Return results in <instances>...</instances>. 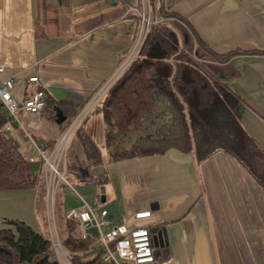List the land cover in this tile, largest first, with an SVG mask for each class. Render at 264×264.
I'll use <instances>...</instances> for the list:
<instances>
[{
    "label": "crops",
    "instance_id": "obj_1",
    "mask_svg": "<svg viewBox=\"0 0 264 264\" xmlns=\"http://www.w3.org/2000/svg\"><path fill=\"white\" fill-rule=\"evenodd\" d=\"M157 3L179 16L166 21L189 57L241 100L233 114L264 155V0H0V78L15 80L17 98L29 94L25 78L34 74L50 100L86 101L129 66L124 67L141 25L136 11L149 7V16L156 15ZM144 68L131 73L106 104L102 99L94 106H102L101 127L107 141L106 126L112 127L113 144L105 150L97 145L90 119L95 117H84L103 156L99 173L106 177L108 193L100 202L107 206L96 207L108 211L111 227L142 225L152 234L163 229L149 264H264V187L233 157L217 152L198 164L192 153L169 149L151 157L114 158L146 134L164 108L154 100L152 69ZM19 115L21 121L28 117ZM40 118L42 126L30 134L51 148L66 128L44 110ZM10 136L19 150L30 142L19 128ZM123 136L127 146L117 147L115 140ZM76 138L70 142H77L83 160ZM140 211L150 212L135 220ZM65 257L59 255L61 264L69 263Z\"/></svg>",
    "mask_w": 264,
    "mask_h": 264
},
{
    "label": "trees",
    "instance_id": "obj_2",
    "mask_svg": "<svg viewBox=\"0 0 264 264\" xmlns=\"http://www.w3.org/2000/svg\"><path fill=\"white\" fill-rule=\"evenodd\" d=\"M154 11L156 15L149 16L151 24L137 56L107 89L101 102L106 104L131 73L154 65L151 72L154 100L162 102L164 108L155 114L156 123L153 121L149 131L138 136L123 155L114 158L151 157L175 149L179 153H192L195 161L201 164L212 154L220 152L233 157L256 183L264 187L262 150L233 114L241 100L226 84L203 72L189 57L180 44L177 31L166 21L168 16H179L165 12L163 6ZM227 58L229 55L222 57L223 60ZM45 101L46 117L54 120L55 106L62 110L66 120L61 123L64 129L69 118L86 102H54L47 94ZM7 118V113L0 108V190L35 188L38 183L36 175L40 176V173L32 169L14 139L4 135ZM85 121L74 131L86 165L80 166L79 159H74L72 166L81 180L87 177L90 166L103 162L100 148L85 130ZM82 169L86 172L81 174ZM98 176V183L104 184L105 175L99 173ZM6 221L8 226L0 227V264H61L58 258L61 253L52 247L50 234L44 226L40 230L18 218H6ZM64 223L60 246L68 264H110L95 237L82 239L76 230L77 222L65 219Z\"/></svg>",
    "mask_w": 264,
    "mask_h": 264
},
{
    "label": "built area",
    "instance_id": "obj_3",
    "mask_svg": "<svg viewBox=\"0 0 264 264\" xmlns=\"http://www.w3.org/2000/svg\"><path fill=\"white\" fill-rule=\"evenodd\" d=\"M159 4L157 3V8ZM135 10V9H134ZM138 18L141 20L140 29H138V36L127 63L124 67L131 63V60L137 56L140 44L143 42L146 30L151 24L149 18V7H144L141 11H136ZM3 67H0V72H3ZM118 71L114 73L113 77L103 83L100 87L94 90L93 95L85 102L84 106L72 116L69 120L66 130L57 144L51 148H45L42 143L37 144L30 131L38 130L42 126L41 115L45 109V95L44 86L41 84L37 75L34 74L26 76L29 91L25 99L17 98L13 94L15 89V80L12 77L0 78V108H2L8 116V123L4 129V135L10 137V133L19 128L22 130V135L25 136L36 150L35 155L28 157L27 161L31 164H38L37 173H42L44 170V191H46L47 201L54 197L55 188L58 183L65 181L63 173L67 168L68 158V144L72 138L73 132L80 126L84 117L90 109H93L95 104L102 100L107 93V88L112 81L117 77ZM24 112L28 117L21 121L19 112ZM49 167V170L47 169ZM38 175V174H37ZM40 175V174H39ZM92 180L96 182L98 175L91 174ZM67 183V182H66ZM46 201V202H47ZM97 204L88 203L81 199L79 206L72 207L65 213L64 217L69 221H75L78 225L79 236L82 239L95 237L98 245H100L105 254V258L110 264H149L155 262L153 256L152 232L144 226L135 224H120L112 226V221L108 217V211L104 208L96 207ZM150 211H140L133 214L134 219L148 217ZM55 228H49L48 234L52 241V247L55 251L63 253L60 246V238L55 233Z\"/></svg>",
    "mask_w": 264,
    "mask_h": 264
},
{
    "label": "rangeland",
    "instance_id": "obj_4",
    "mask_svg": "<svg viewBox=\"0 0 264 264\" xmlns=\"http://www.w3.org/2000/svg\"><path fill=\"white\" fill-rule=\"evenodd\" d=\"M151 69L152 71H154V65H149V67H145L142 70V72H149ZM142 84H144V82ZM101 108L102 106L100 104H97L93 112H91L92 109H90L87 112L88 116L86 115L85 118L88 120L90 117L93 118L95 117L94 119L90 118L92 120L91 125H92L93 137L96 141V144L102 147L103 150H105L106 147L113 144L114 132L110 125L106 126L107 128L106 133H108L109 135L107 141L106 138L104 137L105 133H103V128L101 127L103 124H105L100 114ZM97 119L99 122H97ZM74 136L75 134L72 136V138ZM126 142H127V138L123 136L115 140V145L117 147L120 146V148H123L127 146L124 145L126 144ZM72 143L73 142H70V145L68 144L69 145L68 158H67L68 164H67V168H65L64 170L65 173H63V177L65 178L67 183L65 181L60 180L58 186L55 188L54 197L51 199L49 198V201H47L46 191H44V187H45L44 177H43L44 170L42 171V173H40V176L36 175V178L38 179V183L36 184L35 188L28 187L26 189L24 188L20 189L22 191L12 190V192H10V190L0 191V212H1L0 227L8 226V224H6L7 223L6 218H11V219L18 218L20 220H25V222L33 225L34 228L40 229L41 226L42 227L44 226L47 231L49 228H55L54 231L59 235L60 238L61 232L63 233L65 229V223H64L66 219L64 217L65 213L68 212L70 208L79 206V202L81 199H84L86 202L90 204L98 203L100 206L103 207L107 206L106 203L100 202V200L104 199L103 195H106L108 193L106 192L107 189L105 187V184L98 183V181L97 183L90 182L92 180L91 174L93 175L99 174V171L102 170L100 169V167H98L100 165L90 166L88 169L87 179H85L86 181H82L83 179L81 180L79 176L75 175L74 173L75 170L72 166L73 163H75L74 159L80 158L79 157L80 154L77 153L76 152L77 150L75 151L74 148L77 142H75L76 144L75 143L72 144ZM19 144L20 141H18V145ZM20 150L23 152V156L26 157L28 155L30 156L36 154V150L34 149V147H32V144L30 142L28 145L25 146V150L22 149ZM79 161L81 162V164H79L78 162V165L80 166H82V164L85 163L84 160L79 159ZM31 166L32 169L36 171L35 168L36 165L31 164ZM47 169L49 170L48 166ZM14 190H18V189H14ZM110 212L112 213L111 210ZM39 221H41L40 222L41 224L39 223ZM70 221L73 223L75 222L72 220Z\"/></svg>",
    "mask_w": 264,
    "mask_h": 264
},
{
    "label": "water",
    "instance_id": "obj_5",
    "mask_svg": "<svg viewBox=\"0 0 264 264\" xmlns=\"http://www.w3.org/2000/svg\"><path fill=\"white\" fill-rule=\"evenodd\" d=\"M54 111H55L54 120L57 124H61L62 122L66 121L65 116L59 107L55 106ZM84 172H86V169H82V171L80 173L82 174ZM163 233H164L163 229H157V230H155V232H153V234H152L153 247L158 245L157 242L162 239Z\"/></svg>",
    "mask_w": 264,
    "mask_h": 264
}]
</instances>
